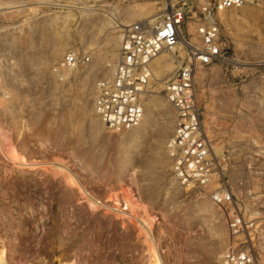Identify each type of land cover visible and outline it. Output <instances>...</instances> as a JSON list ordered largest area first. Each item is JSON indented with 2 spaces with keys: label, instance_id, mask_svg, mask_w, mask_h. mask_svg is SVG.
Masks as SVG:
<instances>
[{
  "label": "rangeland",
  "instance_id": "rangeland-1",
  "mask_svg": "<svg viewBox=\"0 0 264 264\" xmlns=\"http://www.w3.org/2000/svg\"><path fill=\"white\" fill-rule=\"evenodd\" d=\"M162 12V0H0L6 264H215L230 244L233 207L244 223L235 244L264 264V0L221 17L229 57L195 78L215 164L205 191L228 189L232 206L218 208L173 179L167 142L175 115L163 87L175 69L154 79L137 129L107 133L93 111L96 83L118 57L123 29L153 24ZM182 47L172 51L175 61ZM68 52L89 62L59 78L52 68ZM83 192L102 205L92 207Z\"/></svg>",
  "mask_w": 264,
  "mask_h": 264
},
{
  "label": "built area",
  "instance_id": "built-area-1",
  "mask_svg": "<svg viewBox=\"0 0 264 264\" xmlns=\"http://www.w3.org/2000/svg\"><path fill=\"white\" fill-rule=\"evenodd\" d=\"M162 1L159 21L137 22L123 29L118 57L109 74L96 83L93 111L107 133L119 135L137 129L145 114L144 98L154 83L152 60L185 44L187 47H182L185 56L177 58L174 76L163 87L164 98L175 115L167 142L173 179L181 189L197 191L218 208L232 206L233 196L228 189L205 191L212 181L215 164L202 126L195 78L199 68L227 61L230 47L222 38L220 19L230 10L243 8L248 0ZM191 28L199 37V44L191 42ZM88 62L87 56L68 52L53 66L52 72L61 78L65 72ZM243 225L233 207L227 219L230 244L215 264H257L248 247L235 244Z\"/></svg>",
  "mask_w": 264,
  "mask_h": 264
},
{
  "label": "bare ground",
  "instance_id": "bare-ground-1",
  "mask_svg": "<svg viewBox=\"0 0 264 264\" xmlns=\"http://www.w3.org/2000/svg\"><path fill=\"white\" fill-rule=\"evenodd\" d=\"M184 45V47L186 48L187 46L185 45V44H183ZM178 47V46H177ZM177 47H174V48H172L169 52H172L175 48H177ZM162 54V53H161ZM173 54H175L174 52H172V53H170V55L169 56H167V55H161V56H159V57H156L154 60H152V62H151V67L152 66H154V68H153V70H152V72H153V78L156 80V81H158V79H157V77L158 76H160V74H162V73H172L173 71H174V69H176L174 66V64H175V57H174V55ZM176 67H177V65H176ZM163 69V70H162ZM154 72H155V75H154ZM8 158H10V160L13 162V163H15V164H17V165H25V164H27V161H24V160H19V161H15V160H12V156H10V157H8ZM13 159H14V157H13ZM18 160V159H17ZM61 168H62V170H64V171H68L69 172V174H70V176H71V178H72V180H73V184H74V186H78L79 185V180H78V178L76 177V175L74 174V173H72L71 171H69V169L66 167V166H62L61 165ZM71 180V181H72ZM76 184V185H75ZM84 193V192H83ZM85 194V196H86V198L89 200V202H90V204H91V206L93 207V206H101L102 204L100 203V202H98V201H96V200H94L90 195H89V193H84ZM124 210H126V208L125 209H121L120 210V212L122 213ZM145 232H146V234H147V236H148V229H146L145 228ZM154 248H156L155 246H154ZM158 264H161V262H160V260L158 259ZM0 264H6V254L2 251L1 253H0Z\"/></svg>",
  "mask_w": 264,
  "mask_h": 264
}]
</instances>
